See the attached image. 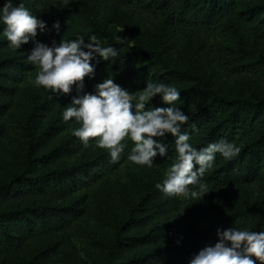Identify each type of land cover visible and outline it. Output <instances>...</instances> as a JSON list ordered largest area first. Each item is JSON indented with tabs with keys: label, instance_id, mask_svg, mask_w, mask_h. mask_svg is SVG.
Wrapping results in <instances>:
<instances>
[{
	"label": "trees",
	"instance_id": "1",
	"mask_svg": "<svg viewBox=\"0 0 264 264\" xmlns=\"http://www.w3.org/2000/svg\"><path fill=\"white\" fill-rule=\"evenodd\" d=\"M13 2L46 22L36 41L87 40L94 33L104 46L120 49L113 61L96 63L92 78L84 77L85 91H94L109 74L129 92L143 89L147 80L175 84L189 116L182 131L192 133L191 143L202 148L226 138L240 152L231 159L216 154L213 167L201 177L210 190L201 200L167 195L155 187L176 157L174 137L166 134L167 157L157 155L153 166L141 165L150 169L151 179L134 184L138 200L113 226L107 216L113 194L102 196L101 207L95 187L128 160L134 142L126 138L117 161L106 148L85 146L72 132L79 124L63 119L75 90L57 97L34 86L38 68L27 59L34 42L12 51L0 34V146L5 141L21 148L14 170L0 181V264L24 247L38 253L19 264H86L72 250L65 251L67 237L81 235L97 264H187L194 253L216 242L217 229L264 231V0ZM4 3L0 0V7ZM124 10L140 15L141 23L127 25L119 13ZM56 21L59 32L52 27ZM3 28L0 23V33ZM191 31L209 40L195 48ZM117 35L128 40L120 44ZM22 98L27 107L16 116L10 103ZM160 106L167 105L157 95L149 107ZM193 123L198 133L192 132ZM234 185L256 188L257 203L237 195L228 203L215 201L219 190ZM83 218L109 230L108 239L86 236L79 226Z\"/></svg>",
	"mask_w": 264,
	"mask_h": 264
},
{
	"label": "clouds",
	"instance_id": "2",
	"mask_svg": "<svg viewBox=\"0 0 264 264\" xmlns=\"http://www.w3.org/2000/svg\"><path fill=\"white\" fill-rule=\"evenodd\" d=\"M0 23L4 25L0 34L6 38L10 50L34 42L27 56L38 68L31 80L34 86L50 89L57 97L75 90L71 102L64 106L63 119L74 118L79 124L72 132L85 146L94 143L106 148L111 159L117 161L127 146V138L134 142L127 159L151 167L157 155L167 157L168 145L162 138L166 134L174 137L175 161L165 171L163 181L155 185L161 192L201 200L210 191L201 177L213 167L216 154L231 159L240 152V147L226 138L202 148L191 143L192 133L182 131L189 116L181 106L184 102L175 84L147 80L143 89L129 92L109 74L94 86V91H85L84 77L94 76L96 63L111 62L120 54L118 47L104 46L96 34L87 40L84 36L59 43L53 40L50 45L36 41L38 30L46 31V22L23 3L14 5L13 0H5L0 7ZM52 27L59 32L60 22L56 21ZM116 40L123 44L128 39L117 35ZM157 95L166 107H149ZM190 127L193 133L199 132L195 123ZM216 236L214 244H206L187 264H264V231L234 226L223 231L217 229Z\"/></svg>",
	"mask_w": 264,
	"mask_h": 264
},
{
	"label": "rangeland",
	"instance_id": "3",
	"mask_svg": "<svg viewBox=\"0 0 264 264\" xmlns=\"http://www.w3.org/2000/svg\"><path fill=\"white\" fill-rule=\"evenodd\" d=\"M121 19L130 27H135L137 23H141L139 21V16L137 14H133L129 10L120 11ZM191 40L190 43L193 47H197L200 43L208 41L209 39L205 36V34L191 31ZM149 39V38H147ZM152 43L151 40H149ZM131 44V43H130ZM28 52V47L24 48L22 52V57H26ZM29 61V60H28ZM30 62V61H29ZM26 99L22 98L20 100H15L11 102L10 108L15 113L16 116H20L27 107ZM7 100H4L6 103ZM11 135V134H10ZM20 147H17L14 144H8V142H1L0 146V181L4 179L8 174H10L14 170V166L17 165L18 160L20 158ZM108 177V178H107ZM151 179L150 169L145 166L137 165L129 160L123 162L115 173H110L108 176H105L95 187L96 193L95 196L90 190L87 193L89 198L94 196L95 201L101 207L104 206V201L102 196L106 198V196L113 194L112 203L109 205L110 208L107 211V216L112 218L113 226L116 225L117 220L120 219V215H122L127 208L128 204H131L138 200V195L136 193V188L134 184L141 185L145 181ZM109 180V181H108ZM229 189L231 190H219L215 195V201L217 203H228L234 196H240L241 198L249 201L250 203H257L256 196L259 194L256 188L253 187H240L238 185L231 186ZM119 221V220H118ZM184 223H188L187 221ZM79 226L85 231V235L88 237H92L96 240L99 239H108L110 231L102 229L98 224L93 223L92 221H88L87 219H82L79 223ZM69 240L68 248L65 251L72 250L76 256H79L81 260L86 264H97L99 261L95 255H93L87 245L84 242V237L82 235L80 237H67ZM24 249L19 253V256L16 258H8L5 264H19L24 263L29 256H34L38 253V250L35 249Z\"/></svg>",
	"mask_w": 264,
	"mask_h": 264
}]
</instances>
